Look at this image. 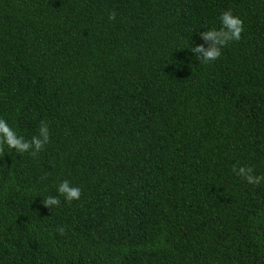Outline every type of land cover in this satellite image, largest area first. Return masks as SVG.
I'll return each mask as SVG.
<instances>
[{"label": "trees", "instance_id": "obj_1", "mask_svg": "<svg viewBox=\"0 0 264 264\" xmlns=\"http://www.w3.org/2000/svg\"><path fill=\"white\" fill-rule=\"evenodd\" d=\"M0 118V264H264V0H0Z\"/></svg>", "mask_w": 264, "mask_h": 264}, {"label": "clouds", "instance_id": "obj_2", "mask_svg": "<svg viewBox=\"0 0 264 264\" xmlns=\"http://www.w3.org/2000/svg\"><path fill=\"white\" fill-rule=\"evenodd\" d=\"M116 13L113 11L109 14V20H115ZM221 27L219 29H210L202 32L200 35L205 42H208V47L203 45L195 48L191 47V52L197 54L196 59L199 62H214L222 55V49L233 41H239L243 32V21L235 17L231 11H225L220 17ZM39 135H35L31 140H26L23 136L17 134V132L7 123L6 120L0 118V154L4 152L5 145L9 149H14L17 153H31L32 156L44 149V146L50 140V133L48 125L45 121H41L39 129ZM233 172L238 176L244 178L249 184L258 185L264 176L253 175V168L240 167L238 170L234 166ZM58 196H49L42 201L45 208L54 209L61 203L59 196H63L65 201L72 202L79 200L82 191L80 187L73 186L68 180L62 181L57 187ZM60 235H64L65 229L59 227L57 229Z\"/></svg>", "mask_w": 264, "mask_h": 264}]
</instances>
